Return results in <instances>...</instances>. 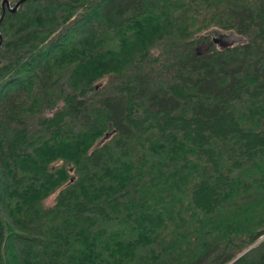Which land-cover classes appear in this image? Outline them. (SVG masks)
Wrapping results in <instances>:
<instances>
[{
	"label": "trees",
	"instance_id": "obj_1",
	"mask_svg": "<svg viewBox=\"0 0 264 264\" xmlns=\"http://www.w3.org/2000/svg\"><path fill=\"white\" fill-rule=\"evenodd\" d=\"M17 1L0 264H264V0Z\"/></svg>",
	"mask_w": 264,
	"mask_h": 264
},
{
	"label": "rangeland",
	"instance_id": "obj_2",
	"mask_svg": "<svg viewBox=\"0 0 264 264\" xmlns=\"http://www.w3.org/2000/svg\"><path fill=\"white\" fill-rule=\"evenodd\" d=\"M210 36L215 39L217 46H227L242 42L244 39L231 30L210 29Z\"/></svg>",
	"mask_w": 264,
	"mask_h": 264
},
{
	"label": "water",
	"instance_id": "obj_3",
	"mask_svg": "<svg viewBox=\"0 0 264 264\" xmlns=\"http://www.w3.org/2000/svg\"><path fill=\"white\" fill-rule=\"evenodd\" d=\"M24 0H18L15 4H14V6L12 7V8H10V10L11 11H13L20 3H22ZM6 2V0H3V3H5ZM3 14H4V10H3V12H2V15H1V18L3 17ZM0 18V19H1ZM0 43H1V38H0Z\"/></svg>",
	"mask_w": 264,
	"mask_h": 264
}]
</instances>
